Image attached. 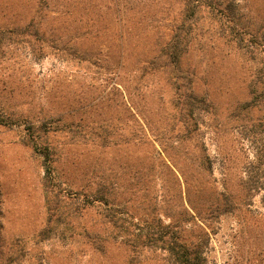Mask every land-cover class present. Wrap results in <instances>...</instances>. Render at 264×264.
<instances>
[{
    "label": "rangeland",
    "instance_id": "374dc122",
    "mask_svg": "<svg viewBox=\"0 0 264 264\" xmlns=\"http://www.w3.org/2000/svg\"><path fill=\"white\" fill-rule=\"evenodd\" d=\"M177 2L0 0V264H125V251L94 253L83 237L38 240L45 162L25 144V124L47 129L55 177L47 188L64 205L82 206L103 178L117 203L130 198L131 213L149 216L154 188L162 205L181 204V177L166 166L168 155L178 159L157 138L182 129L177 98L189 81L208 106L195 110L197 132L183 147L206 156L210 169L194 161L187 176L235 204L212 222L204 264H264V0H236L241 34L200 15L179 72L157 59L181 20ZM119 15L136 23L120 59ZM31 21L38 43L18 30ZM135 119L147 122L139 146ZM91 219L72 224L82 231Z\"/></svg>",
    "mask_w": 264,
    "mask_h": 264
},
{
    "label": "trees",
    "instance_id": "16d2710c",
    "mask_svg": "<svg viewBox=\"0 0 264 264\" xmlns=\"http://www.w3.org/2000/svg\"><path fill=\"white\" fill-rule=\"evenodd\" d=\"M177 5L181 20L174 23L171 33L159 46L157 54L158 62L162 67L180 71L182 57L189 47L192 34L198 30L200 15H209L223 32L230 29L242 33L236 0H178ZM120 16L117 23L119 39L117 42L120 43L118 59L123 56L124 36L131 34L130 30L136 24L129 20L123 22ZM18 30L25 36L31 37L34 42L38 43L41 40L38 24L34 21ZM40 54H44L43 51ZM174 82H176L173 83L175 89L179 90L181 78L174 77ZM259 93L264 95V90ZM177 100L180 106L178 122L183 130L172 126L176 129L175 133L171 131L164 141L157 138V145L165 154L167 147L176 154L178 161L168 155L171 163L170 166L165 165L171 172L172 169L176 170L181 177V204L174 207L168 203L164 204L162 200L166 206L162 205L157 196L159 189L154 188V203L149 216L131 213V209L127 207L132 201L130 198L123 203H117V192L113 183H106L103 178L95 184L96 188L90 193L91 195L85 196L86 201L82 206L75 203L71 207L64 205L58 199L55 190L52 187L47 188L55 180L53 162L49 159V145L46 144L47 129L41 124L35 125L30 122L25 124V144L44 157L45 162L43 187L47 218L46 226L38 234L39 241L49 240L53 236L61 239L69 238L71 241H78L83 237V243L94 253L105 254L109 247L125 251L128 253L125 264H144L148 260L154 264L205 263V249L213 231L212 222L221 215L230 213L235 204L226 196L221 202L217 193L208 192L209 188L206 184L196 177L187 176L186 171L193 166L194 161L197 162L196 170L204 172L210 169L206 156L192 154V151L183 147L185 143L193 140L194 133L197 132L195 110H205L208 101L195 94L191 81L186 83L185 91L178 95ZM5 124L12 125L11 122ZM146 125L147 122L135 119L133 142L137 146L148 141L144 135ZM262 190L264 204V184ZM84 215L92 219L89 225L80 231L78 226L72 224V220Z\"/></svg>",
    "mask_w": 264,
    "mask_h": 264
}]
</instances>
